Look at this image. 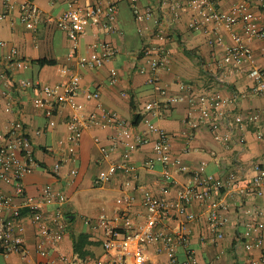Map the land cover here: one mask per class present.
<instances>
[{"label": "crops", "instance_id": "crops-1", "mask_svg": "<svg viewBox=\"0 0 264 264\" xmlns=\"http://www.w3.org/2000/svg\"><path fill=\"white\" fill-rule=\"evenodd\" d=\"M2 1L0 14L6 11ZM107 1L36 0L41 15L35 29L31 30L21 22L20 8L24 0H9V11L5 19L0 20V41L5 42V46H0V130L8 131L13 123L21 122L32 142L34 157L40 167L24 178L26 195L38 198L41 190L50 185L66 197L63 205L42 208L45 215H52L60 209L64 216V229L57 249L51 250L47 257H42L37 250V227L30 219L29 209L22 206V199L14 198L26 226V253L5 254L0 251V264H47L52 261L56 264H95L104 257L105 237L95 222L101 214L113 217L122 210H129L136 222H142L145 212L142 188L159 194L166 184L161 178L160 165L153 171L145 165L154 156L153 142L156 139L148 130L146 119L169 134L173 161L180 160L190 170H203L226 183L227 188L222 194L213 196L209 202H194L191 206L196 219L188 224L190 249L197 264H252L262 253L244 247L243 222L246 210L264 209V195H240L237 189L251 184L256 175V164L264 165V98L253 92L252 84L245 80L242 72L236 71L226 83L216 79L223 74L224 46L210 43L207 36L190 28V22L198 16L196 9L185 8L175 20L171 10L173 0H138L142 9L150 6L155 11L154 18L146 23L136 20L131 3L122 0L119 3L118 32L106 34L91 27L78 43L79 51L84 55L92 51L91 44L108 42L120 49L116 57L99 69H88L78 58L70 59L72 44L66 31L60 29L54 20L62 17L73 5L88 6ZM238 2L249 3L254 12L262 15L264 24V9H260L255 0H221L219 7L228 10ZM50 18L54 19L53 22L49 21ZM225 35L226 43H230V37ZM153 46H164L170 52L169 68L158 72L162 85L170 94L188 97L187 91L180 90L179 84L184 83L194 93L214 91L232 99L219 129V134L224 135L233 128L227 142L218 141L208 127L192 128L191 122L198 120L200 113L195 106L196 110L191 113L190 101L164 107L159 116L145 110L147 104L162 100L148 82L149 57L142 52ZM249 46L257 62L264 66V39L252 40ZM13 50L17 55H13ZM43 58L53 60L55 65L40 67L35 61ZM17 61H22L24 66L18 67ZM144 66L146 71L142 73L140 68ZM65 68L80 77L81 90L77 101L84 104L87 114L98 112L99 106H103L126 122L130 134L118 144L114 155L117 161L124 160L126 144L137 143L138 137L150 140L133 151L128 159L135 171H120L109 183L96 186L94 180L106 169V164L101 146L95 139L99 138L101 145L110 146L113 138L118 136L117 126H90L73 152L66 141L70 110L58 109L52 118H47L35 107L38 93L21 86L22 80L46 85L65 83L67 77L62 73ZM112 68L118 70L116 85L109 83ZM88 91H99L100 99H87ZM137 116L143 119L134 126ZM57 164H60V170L54 173ZM232 174L236 175L235 180H232ZM188 177L184 172L175 174L176 184L169 194L171 199L176 198L178 187L185 184ZM0 188L10 196L15 194L11 184L0 182ZM126 194L135 197L130 209L117 204V200ZM220 202L227 204L228 209L223 213L229 218L223 239H217L208 224L211 207ZM9 216L8 211H0V219ZM88 219L94 221L87 224ZM81 235L85 236L82 255L74 251V244ZM156 249V245L147 249L146 264H170L168 257L158 254ZM62 256L65 260L61 259ZM178 259H185L182 249Z\"/></svg>", "mask_w": 264, "mask_h": 264}, {"label": "built area", "instance_id": "built-area-1", "mask_svg": "<svg viewBox=\"0 0 264 264\" xmlns=\"http://www.w3.org/2000/svg\"><path fill=\"white\" fill-rule=\"evenodd\" d=\"M122 0H109L106 3L80 6L73 5L59 19L50 18L58 27L66 31L69 41L72 44L70 59L78 58L80 64L88 69L102 68L120 52V49L112 44L99 41L91 44L92 51L81 54L79 51V39L91 27L103 30L106 34L118 32L117 19L119 3ZM132 5L133 14L139 22H148L155 16L152 7L142 9L138 5V0H127ZM221 0H173L171 10L173 18L178 20L181 11L185 8H193L198 12L189 24L194 31L203 33L208 37L210 43L223 45V74L216 76L220 82H228L229 77L236 71L242 72L246 81L252 84L255 94L264 98V66L259 64L254 52L249 46L252 40L264 39V24L261 14L254 12L247 2H238L231 5L228 10L219 7ZM259 8L264 9V0H255ZM6 11L0 14V20L5 19L9 11V0L1 2ZM21 22L28 29H35L41 10L36 0H24L20 8ZM211 24V26H209ZM231 39L226 43V35ZM164 39V36H161ZM0 46H5V42L0 41ZM149 57L148 69L150 77L149 84L153 85L162 100L153 101L145 106L147 112L154 115L162 114L163 108L176 105L181 102L190 101L192 104L191 113L197 107L200 116L198 120L191 122L194 129L208 127L218 141L227 142L231 138L233 128H230L224 135L219 134V129L224 120L227 108L232 102L231 98L224 97L218 92L194 93L184 83H180V90L187 91L189 96L172 95L168 89L162 85L158 72L168 69L170 65V52L164 46H153L151 49H144ZM13 55L17 51L13 50ZM264 61V56H263ZM18 67H23L22 61H17ZM146 68L141 67L140 72H145ZM62 73L67 77L65 83L57 85H46L35 81L22 80L21 86L32 88L38 93L35 100V107L42 111L47 118H52L58 109L67 108L70 110L67 122V138L70 150L74 152L82 140L83 134L90 126H117L118 136L110 146L100 144V139L95 142L101 146L102 159L106 164L103 170L94 180L96 186L109 183L120 171H135V167L128 163L131 153L141 145L150 142L148 138L138 137L137 143L126 144L127 149L123 154V161H117L115 152L118 144L123 143L129 136V129L126 122L113 111H109L103 106H99L98 112L86 113L84 104L77 101V96L81 90L80 77L71 69H62ZM119 82L118 70H110L111 85ZM127 97L126 93H123ZM87 99L99 100V91H88ZM197 103V106L195 105ZM195 106V107H194ZM148 130L155 134L153 142L154 156L145 163L146 167L153 171L157 165L161 166V178L166 182L159 194L151 190L142 188V205L144 208L143 221L138 223L134 215L129 210H122L113 217L101 214L96 219L97 226L102 230L105 241L103 243L104 257L96 261L95 264H146V251L156 245L158 254H165L170 264H197L193 250L190 249V233L188 224L196 219L191 211L194 202L206 203L213 196L222 194L227 188L224 180L216 178L214 175L206 174L203 170H190L183 165L180 160L173 161L171 158V138L169 134L151 120H145ZM40 165L36 161L33 146L30 138L24 131L21 122L12 124L8 131L0 130V182L11 184L15 194L10 196L0 188V211H8V218L0 219V248L5 254L20 253L25 254V232L26 226L21 220L19 206L15 204L14 198L22 199V206L27 207L30 212V219L37 227L38 240L37 250L42 257H47L51 250H56L60 233L64 229V216L60 209L52 215H45L42 212L44 206L53 204L63 205L66 197L52 186H45L38 198L26 195L24 178L34 172ZM256 175L251 184L247 187L237 189L240 195H264V165L254 166ZM60 164L55 165L54 173H58ZM184 172L189 175L187 182L177 189L175 199L170 198V190L176 184L175 174ZM76 173V172H75ZM232 180L236 175H231ZM130 185V183H128ZM135 201L132 195H124L117 200L120 206L131 208ZM228 209L227 204L220 202L212 206L208 215V224L217 239L224 238V229L229 222V218L224 215ZM246 218L243 222L244 232L242 240L247 250L258 249L262 255L259 260L252 264H264V209L246 210ZM94 220H86L91 224ZM263 221V222H262ZM174 222L173 225L171 223ZM184 251L185 259L179 261L180 250ZM62 260L65 258L62 256ZM47 264H56L54 261Z\"/></svg>", "mask_w": 264, "mask_h": 264}, {"label": "trees", "instance_id": "trees-1", "mask_svg": "<svg viewBox=\"0 0 264 264\" xmlns=\"http://www.w3.org/2000/svg\"><path fill=\"white\" fill-rule=\"evenodd\" d=\"M35 62L40 67L55 65V62L53 60H49L46 58L38 59ZM142 119H143L142 116H137L133 122V125L134 126L139 125L141 123ZM84 238H85V236L81 235L79 238V241L75 242V244H74V251L76 253H79L80 255H82V251H83L81 249H83L82 241L84 240ZM0 251H3V250L0 248Z\"/></svg>", "mask_w": 264, "mask_h": 264}]
</instances>
